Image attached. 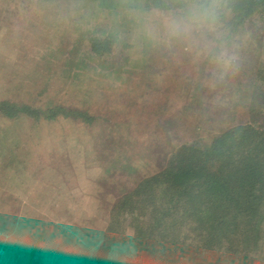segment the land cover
<instances>
[{
    "label": "rangeland",
    "instance_id": "rangeland-1",
    "mask_svg": "<svg viewBox=\"0 0 264 264\" xmlns=\"http://www.w3.org/2000/svg\"><path fill=\"white\" fill-rule=\"evenodd\" d=\"M227 9L236 66L225 69L166 42L161 21L176 10L0 0V101L82 108L93 118L0 115V264H135L128 221L124 240L97 253L113 204L180 145L262 116L264 9L242 24ZM89 36L119 42L94 55ZM136 214L150 223V212ZM254 253L264 264V236Z\"/></svg>",
    "mask_w": 264,
    "mask_h": 264
},
{
    "label": "trees",
    "instance_id": "trees-1",
    "mask_svg": "<svg viewBox=\"0 0 264 264\" xmlns=\"http://www.w3.org/2000/svg\"><path fill=\"white\" fill-rule=\"evenodd\" d=\"M79 1L108 11L182 7L181 0ZM227 8L242 24L264 9V0H227ZM118 42L116 37L89 36L88 49L101 55ZM0 115L93 123L82 108H41L9 100L0 101ZM138 209L150 212L149 224L138 220ZM127 221L134 233L135 264H261L254 252L264 236V110L258 123L235 126L205 144L180 145L162 170L140 179L113 204L98 255L124 240L122 224Z\"/></svg>",
    "mask_w": 264,
    "mask_h": 264
},
{
    "label": "clouds",
    "instance_id": "clouds-1",
    "mask_svg": "<svg viewBox=\"0 0 264 264\" xmlns=\"http://www.w3.org/2000/svg\"><path fill=\"white\" fill-rule=\"evenodd\" d=\"M182 7L161 21L166 42L182 46L199 58L210 57L225 69L235 67L225 40L228 34L227 0H181Z\"/></svg>",
    "mask_w": 264,
    "mask_h": 264
},
{
    "label": "crops",
    "instance_id": "crops-1",
    "mask_svg": "<svg viewBox=\"0 0 264 264\" xmlns=\"http://www.w3.org/2000/svg\"><path fill=\"white\" fill-rule=\"evenodd\" d=\"M16 225H17V224H16ZM16 225H15V227H14V230H13V231H15V230H16V234H18V231H19L20 227L16 229ZM11 228H12V227H11ZM17 230H18V231H17ZM18 235H20V234H18Z\"/></svg>",
    "mask_w": 264,
    "mask_h": 264
}]
</instances>
